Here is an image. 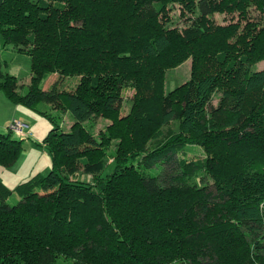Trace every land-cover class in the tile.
Returning <instances> with one entry per match:
<instances>
[{"label": "trees", "instance_id": "16d2710c", "mask_svg": "<svg viewBox=\"0 0 264 264\" xmlns=\"http://www.w3.org/2000/svg\"><path fill=\"white\" fill-rule=\"evenodd\" d=\"M172 4L188 25H164ZM222 11L239 19L212 21ZM0 37V90L54 124L47 174L20 182L15 202L0 183V264H264V69L252 67L264 0H2ZM4 50L29 57L24 93ZM188 56L191 78L164 94L165 70ZM93 113L112 121L98 135L83 125ZM21 140L0 132V166ZM192 144L204 154L187 160Z\"/></svg>", "mask_w": 264, "mask_h": 264}, {"label": "rangeland", "instance_id": "374dc122", "mask_svg": "<svg viewBox=\"0 0 264 264\" xmlns=\"http://www.w3.org/2000/svg\"><path fill=\"white\" fill-rule=\"evenodd\" d=\"M165 23L164 25L167 28H180L185 25L189 24L190 18L186 12L181 11V7L178 4H172L167 8L166 15L164 16ZM239 17L234 13H225L217 12L213 15L212 21L217 24L227 25V24H234ZM246 20L243 19L241 23H245ZM3 57L8 62V67L10 70H19L17 75L18 81L21 84L22 93H24L27 89V82H28V73H29V57L27 54L18 53V52H10L7 50L2 51ZM192 63L193 58L191 56L185 57L181 59L180 62L169 67L164 72V78L162 82L163 86V93L166 94L167 92L174 90L182 85H184L192 76ZM253 68L256 69H264V59L259 60L258 62L252 65ZM54 79V76L48 75L43 78L41 85L43 88L47 87ZM224 87L230 83L227 80L222 82ZM222 87V86H221ZM4 93V92H0ZM134 93V89L130 86H124L122 88V96L123 102L121 105L120 112L118 114V118L127 114L131 97ZM3 95V94H1ZM219 94H217L213 100L214 104H217ZM4 97V96H2ZM23 106V105H22ZM26 111L29 113V118H25L24 115L21 114L20 110L17 109V115L21 114L22 118L18 119L17 121L25 122L28 124V130L32 133V135L28 136H21L19 134L12 133V136L15 138H20L23 149L19 153V165L20 166V174L28 173L30 169L34 166L36 167L35 170H38L41 174H47L50 169L51 161L49 154L45 151L43 147V140L47 135L49 129L52 125H54L48 117L40 114L33 108H28L23 106ZM37 109L39 110H46L48 111L54 118V123L58 124L60 129L69 130L73 125V119L69 112L61 113L58 109H53L51 106L44 102H39L37 104ZM17 119V118H16ZM22 119V120H21ZM112 121L108 118L103 116L102 114L93 113L90 118H88L83 125L89 129L95 135H98L101 130H105V128L111 124ZM118 144L117 139H109L108 143L105 144V153L108 162V166L106 167V171L111 169V163L113 161L114 156L111 154L115 151ZM149 146V140L146 143ZM203 150L199 145L192 144L187 146L185 158L187 160L196 159L203 156ZM12 192L8 196V201L15 202L20 198V194L15 190V187H11ZM61 264H71L70 260H61Z\"/></svg>", "mask_w": 264, "mask_h": 264}, {"label": "crops", "instance_id": "0c3cea01", "mask_svg": "<svg viewBox=\"0 0 264 264\" xmlns=\"http://www.w3.org/2000/svg\"><path fill=\"white\" fill-rule=\"evenodd\" d=\"M1 1L2 0H0V2ZM0 49L1 50L4 49L1 37H0ZM8 70H9V72L14 73V74L19 73V70H16L14 72V70L13 71L10 70L9 67H8ZM0 92H2V91L0 90ZM1 94H3V95H1ZM2 96H4V97H2ZM23 108L24 107L21 104L13 103L12 101H10L6 97V95L4 93H0V132L7 133L8 131H11V129H10L11 123L13 121H17L18 119H20V117L22 118L21 114H26V115H24L25 118H29L28 111H26ZM17 109L20 110V112H21V114H19L20 117H18V115H17ZM11 132L15 133L13 131H11ZM15 134H17V133H15ZM30 134L32 135V133L28 130L27 134H19V135L28 136ZM20 157H21V155H20ZM20 157H18V160L10 167L5 168V167L0 166V183L5 185L9 189H11V187H13V188L16 187L20 182L28 179L32 175H34L36 173H40L38 170H35L36 167L34 166L32 169H30V171L28 173L22 172L20 174V172H21L19 170L20 166H18L19 165L18 161H19Z\"/></svg>", "mask_w": 264, "mask_h": 264}, {"label": "built area", "instance_id": "2783aa9c", "mask_svg": "<svg viewBox=\"0 0 264 264\" xmlns=\"http://www.w3.org/2000/svg\"><path fill=\"white\" fill-rule=\"evenodd\" d=\"M11 131L17 134H27L28 133V125L21 121H13L10 125Z\"/></svg>", "mask_w": 264, "mask_h": 264}]
</instances>
